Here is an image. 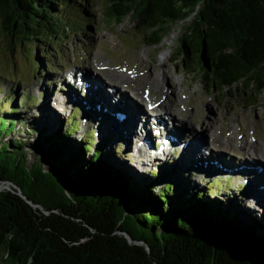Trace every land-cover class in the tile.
Listing matches in <instances>:
<instances>
[{
  "label": "trees",
  "instance_id": "trees-1",
  "mask_svg": "<svg viewBox=\"0 0 264 264\" xmlns=\"http://www.w3.org/2000/svg\"><path fill=\"white\" fill-rule=\"evenodd\" d=\"M103 1L105 17L114 23L136 21L149 47L162 44L174 26L184 24L176 61L190 74L206 75L209 88L231 98L241 93V102L249 101L248 108L264 95V0ZM96 3V0H0V29L9 38L12 50L15 39L31 46L46 40H64L73 31L85 33L97 23ZM34 76L40 77L41 73L36 71ZM13 96L11 104L16 99ZM83 98L89 101L88 97ZM11 104H0V180L15 181L24 189L28 186L47 206L63 204L78 208L88 213L93 218L92 224L97 226L113 227L115 220H126L133 230L148 237L150 245L179 249L182 257L194 262L204 264L207 259H216V264H264V237L260 235L264 228L257 217L243 216L240 211L243 203L232 195L212 197L216 191L197 182L192 184L191 178L178 172L179 165L176 168L172 162L161 167L160 173L149 176L136 177L117 168L111 158L121 150L116 148L110 155L107 143L95 139L96 135L108 136L111 129L104 134L93 124L78 135L77 112L81 110L85 117L87 106L75 105L77 109L73 107L67 113L66 108L59 113L47 109L46 103L42 106L46 113L30 118L29 114L19 113L16 104L12 107ZM199 166L200 163L181 168L191 169L197 175ZM199 179L208 181L209 177ZM48 184L60 192L61 203L55 202ZM21 209L27 212L23 203L17 206L0 198V216L10 219L7 225L0 222V248L5 245L6 233L13 230L25 232L34 243L29 246L19 237L13 240L10 249L16 260L26 263L34 255V264H97L89 262V256L81 261L55 258L54 242L34 235L26 217L17 212ZM213 233L221 234L218 250L211 241ZM37 243L42 249L34 254Z\"/></svg>",
  "mask_w": 264,
  "mask_h": 264
},
{
  "label": "rangeland",
  "instance_id": "rangeland-1",
  "mask_svg": "<svg viewBox=\"0 0 264 264\" xmlns=\"http://www.w3.org/2000/svg\"><path fill=\"white\" fill-rule=\"evenodd\" d=\"M96 1L97 3L94 10L97 13V23L89 26L90 28L85 33L73 31L70 36L64 40L57 38L56 40L49 42L46 40L45 43H33V46H31L29 45V42H26L25 45H23L20 39H15V46L12 50L9 38L5 36L0 29V104L3 102H9V104H11L10 99L13 96V93H15L16 95L13 97L16 99L12 103L13 105L11 104V107L16 104L15 107L19 108V113L29 114L30 118L35 114H39L40 116V114L42 115L43 113H46L42 108L46 103L47 109L52 108L53 110L59 111V113H63L66 111L65 108L68 107L67 113H69L73 106L74 109H77L75 105H82L83 107L88 105V103L85 104L84 102L82 104V101H67L64 99V96H62L71 94L72 91L75 90L67 84L70 82L68 79L70 78V73L75 75L78 69L81 70L88 66H93V70L96 68L99 73L105 71L108 77L112 74H116L134 78L136 71L145 74L148 71L146 70V67L152 66L155 69V74L160 76L163 85V87H161L162 89L159 88V91L157 90L155 93L153 92V97L157 102H153L152 106L155 107L164 103V105L169 106L171 104L172 95L168 91L163 76L164 70H167L169 71V76L180 85L177 98L184 103L180 107V111L183 112L181 114L182 116L175 122L176 125L174 126V131L168 129V134L165 135V139H159L161 141L165 140V143H172L171 136L178 140V146L175 149L168 151L171 152L169 155L164 157L161 153L163 158L155 159L156 155L159 154V150L156 149L157 145L160 143L158 142V139H154L156 134L153 133V131L159 128L151 126L150 134L153 135L152 147L156 148L154 149L155 151L153 150L152 152L154 154V159H139L140 155L133 152L135 145L132 139L128 142L126 138L119 135L118 131V133H115V129H117L118 125L114 123V118H117L116 115H118V117L119 115H123V112L120 113L111 110V112L109 111L110 114H108L106 108H104L106 107L105 105L102 106L103 110H99V104L102 102L97 101L96 98L94 102L92 101V104L87 106L88 113H86L85 117L82 116L81 110H79V114L77 112L79 117L78 135H83V133L88 130L87 127L93 124H95L97 128L100 125L99 127L102 131L104 130L106 134L109 132L108 129H111L110 125L112 122V124L114 123L113 127L115 129H113V131L110 130L108 136H103L102 134V136L99 137L96 135L97 137L95 136V139L101 144L107 143L105 146H107L106 150L109 151L110 155L113 150H116V148L121 150V153L118 156H113L114 159L111 158L117 168L121 170L123 169L124 171L126 170L136 177L143 174L149 176L155 172L160 173L161 167L172 162L176 168V165H179L177 168L178 172L186 174L191 178L190 182L192 184L197 182L206 187L207 190L216 191V194L212 197L221 198L223 195L229 194L230 196L232 195L234 199L242 202L243 206L241 203L242 209L240 211L243 213V216L246 214L245 216L252 215L257 217L264 228V195L254 200L249 196L250 190L253 187V184H250V182L264 183V178H257L255 173H242L243 166L240 160L244 162H256V164L259 163L261 166H264V162L252 160L246 161L237 156H248L250 153L264 155V95L258 99V103L255 106L248 108L247 105H249V101L246 100L243 104L241 102V98H243L241 93L240 96L238 93L237 97L231 98L226 94H221L220 92L209 88L206 75H199L197 73L190 74L183 64L176 61L177 55L180 51V40L184 34V24L174 26L172 32L164 39L162 44L156 47H149L146 44L143 31L136 21L127 19L122 23H114L111 19L105 17V1ZM32 51H34V54ZM139 59H144L147 64H143L144 62L142 61V65L140 64V66L138 64ZM35 60L36 62L38 60L39 63H33ZM36 71L41 73L40 77L35 78L34 75ZM206 72L208 73V70H206ZM147 80L148 78L145 74V77L141 79L132 80L130 86L131 88L133 87L132 89L134 90H138L139 88L140 92L148 97L147 92H145V89L143 90L141 86V84ZM72 84L71 86H79L81 90L82 86L86 85V88H90L91 86L79 76H77ZM110 89H113V92H118V94L122 93L126 95V92H121L120 87L115 83L111 85ZM132 96L131 98L129 97V99L137 103L136 96ZM112 97L114 96L112 95ZM244 97H246V95ZM112 100L114 99L112 98ZM30 101L36 103L30 105ZM208 107H210L218 117L214 122L216 123L215 126H218V132L216 133L225 137V140L223 141L224 144L222 145L228 143V139L226 138H229L233 143L232 147L227 146V150L229 151L226 153L228 154L227 160L219 162L218 156L214 155L220 154L219 151L212 149L217 144L216 142H212L213 144H207L209 147L203 158H181L182 154L180 153V147L185 145L187 147V143L183 145V143L187 141V138H185L186 136L184 137V134L180 133L179 130H176L180 129V126L178 125L183 123L180 120L185 119L184 121L186 122L184 123L191 126V133L193 132V135L207 139L210 134H204L202 131V120ZM41 108L42 110L40 111L39 109ZM159 109L161 111L163 110V108ZM53 113L56 112L53 111ZM163 116L171 117L169 114H164V112ZM102 118L108 119L106 125ZM211 118L214 119L215 117L211 116ZM46 122L48 123V121ZM190 123L192 124L190 125ZM50 126L53 127V125ZM90 130L93 131V134H97V132L94 131V128H90ZM139 134H141V132L138 133V135ZM97 138L102 140L103 143ZM137 140L139 139L136 138L135 142L138 145ZM240 144H243L244 146H241ZM162 146H164L163 141ZM222 149L225 148L222 147ZM196 161H202L198 167L197 175L191 173V169L181 168L184 164H198L199 162ZM253 165L254 164L250 165L249 169L253 170L255 168ZM204 176L209 177L210 180L208 179V181H204L199 179ZM211 179H215L216 181H212ZM27 187H25L26 192L34 195V191L32 189L28 190ZM46 187L49 188V190H52L50 191L52 192V197H60L58 194L60 192L54 185L48 184ZM238 195L243 197H239ZM260 235L264 237V229L261 230ZM259 244L262 245L261 241H259Z\"/></svg>",
  "mask_w": 264,
  "mask_h": 264
},
{
  "label": "bare ground",
  "instance_id": "bare-ground-1",
  "mask_svg": "<svg viewBox=\"0 0 264 264\" xmlns=\"http://www.w3.org/2000/svg\"><path fill=\"white\" fill-rule=\"evenodd\" d=\"M142 61L144 62L143 64H145V63L147 64V62L144 59H142V60L139 59L138 64L140 65L142 63ZM77 69H78V67H77ZM93 69H94L93 66H88V67L81 69V70L78 69V71H77L78 73L76 71H71V72H76V74L75 75H72V73L69 74L70 78H68V79L70 82L67 84H68V86H70L72 89H75V90H73L71 94L62 95V96H64V99L67 101H70V102L82 101L81 102L82 104L84 102L85 104L88 103V105H89V102H92V101L94 102V100L96 98L97 101L102 102L99 104V106H100L99 110H103L102 106L105 105L106 107H104V108H106V111L108 112V114H110L111 110H114V112L115 111L116 112L118 111L120 113L123 112L122 114L126 116V119H120L118 117V115H116L117 118H114L115 122L113 120L112 121L115 124H117L118 126H117V129H115L113 127L111 131H113V129H115L116 130L115 133L119 132V135L126 138V140H128V142H130L131 141L130 139H132L135 147L138 148L137 150L140 154L139 159H143V158L154 159V154L152 152L156 148L152 147L153 135L150 134V127L152 126V127L159 128V129L153 131V133L156 134L154 139L155 140L158 139V142H160L159 141L160 138L165 139V135L168 134V129L170 131H172V130L174 131V126L176 125L175 122L180 119L179 117H181L182 116L181 114L183 113L180 111V107L184 103L179 98H177V96H178L177 94H178L180 85L177 82H175L173 80V78H171L169 76V71L164 70V73H163V76L165 79L164 82L168 87V91L172 95L171 104L169 106L164 105V104H159L158 106L153 107L152 106L153 102H155V103L157 102L156 99L153 97L154 96L153 92L155 93L157 90L159 91V88L163 87V85L161 83L160 76L155 74V71H154L155 69L152 66L146 67V70H148V71L145 74H146V77L148 78V80L146 82H143V84H141L142 89L143 90L145 89L144 91L147 92L148 97L143 95L140 92V89L138 87H137L138 90L137 89L134 90V89H132L133 87L131 88V86H130V84L132 83L131 82L132 80L141 79V78L145 77V74H143V73L141 74L138 71H136L134 78L133 77L131 78L130 76H123V75H116V74L115 75L112 74V75H110V77H108L106 75L105 71H103V73H101V72L99 73L96 70V68H95V70H93ZM77 76L83 78L86 82H88L91 85L90 88H88V87L86 88V85L82 86V90L80 89L79 86H78L79 88L74 87L75 85L72 83H74V80H76ZM114 83L117 84L118 87H120L121 92H126V95L122 94V93L118 94V92H116V91L113 92L112 91L113 89H110V87ZM64 84H66V83H64ZM71 84L74 86H71ZM84 93H87V94H84ZM112 95L114 97H112ZM132 95L136 96V98H137L136 102L137 103H135V101L133 102L129 99V97L131 98ZM84 96L88 97L89 101L84 100V98H83ZM92 97H94V98H92ZM112 98L114 100H112ZM90 104H92V103H90ZM88 105H86V106H88ZM66 108L68 109V107H66ZM159 108H163V110L161 111ZM163 112H164V114H169L171 117L163 116ZM84 113H86V112H84ZM211 116H214L215 118L212 119ZM215 119L216 120L218 119L217 115L214 113V111L210 107H208V109L206 110V114H204V117L202 120V125H203L202 131L204 132V134L205 133L210 134L209 137L207 136L208 137L207 139H205V138L203 139L200 136L193 135L192 134L193 132L191 133V126L184 123V122H186V121H184L185 119L180 120L183 123L179 124L178 126H180V129H176V130H179L180 133H183L184 137L186 136L185 138H187V141H188V142L186 141L183 143V145L187 143V147H186V145L180 147V153L182 154L181 158H183V159H185L186 157L188 159L189 158L190 159L203 158V157H205L204 155L206 153L207 148L209 147V146H207V144H209V143L211 144L212 142H214V143L216 142L217 144L212 149L215 151H219L220 154H214V155L218 156L219 162H223L224 160H227L228 154H226V153L229 152L227 150V146L232 147L233 143L229 138H226V139H228V141H227L228 143L226 145H222V144H224L223 141L225 140V137L220 136V134L218 135L216 133V132H218L217 131L218 126H215V124H216L214 122ZM140 123H141V125H140ZM122 124H123V127H122ZM191 124L192 123H190V125ZM106 129H108V128H106ZM100 130L102 133L105 134L104 130L102 131L101 128H100ZM156 131H158V133H156ZM140 132H141V134L138 135V133H140ZM159 134L161 136H158ZM136 138L139 139V140H137L138 145L135 142ZM171 140H172V138H171ZM162 141L164 142V146H161V149H156V150H159V154H157L155 157L156 160L159 158H163V155H164V157H166L167 155H169L171 153L168 151L173 150L178 146V144H177L178 140L176 138H174V140H172L173 144L169 143V142L165 143V140H162ZM240 145L244 146L243 144H240ZM222 147L225 149H222ZM242 149H243V147H242ZM192 157H194V158H192ZM240 158H243V160H246V161L252 160V161L264 162V155L263 154H251L250 153V155L240 156ZM154 162H157V161H154ZM196 162L200 163L202 161H196ZM181 163H183V162H181ZM241 164L243 166L242 173H247V174L255 173L256 174L255 176L257 178H264V166H261L259 163L256 164V162H242ZM252 164H254L253 166H255V168L253 170L249 169V166ZM184 165H186V164H184ZM229 172L232 173L231 171H229ZM246 182H247V180H246ZM250 184H253V187L250 190L249 196H251V198H253V200L258 199L259 197L264 195V183L263 182L262 183L250 182ZM259 205H260V203H259Z\"/></svg>",
  "mask_w": 264,
  "mask_h": 264
},
{
  "label": "water",
  "instance_id": "water-1",
  "mask_svg": "<svg viewBox=\"0 0 264 264\" xmlns=\"http://www.w3.org/2000/svg\"><path fill=\"white\" fill-rule=\"evenodd\" d=\"M65 195L76 206L67 190ZM0 198L15 202L17 206L23 203L27 207V212L23 209L17 212L21 217H26L34 235L46 238L49 240L48 243L54 242L52 248L59 253L55 251V255H52L57 259L71 258L81 261L85 256H89V262L97 264H203L182 257L179 249L173 247L166 249L162 244L150 245L146 240L148 237L133 230L131 223L126 220H115L113 222L115 226L104 228L92 224L93 218L86 212H80L78 208H67L63 204L47 206L42 199L27 193L12 180H0ZM54 200L61 203L58 197H54ZM7 221L10 219L0 216L2 224L7 225ZM103 221L107 222L105 219ZM17 226L19 227L18 224ZM17 237L29 246L34 245L25 232L13 230L6 233L5 245L0 248V264H34V255H30L26 263L12 256L10 244ZM221 240V234L211 235L216 250L220 248ZM48 246L46 243L47 248ZM41 247L37 243L35 248H31L34 249V254H37ZM204 264H216V259L211 261L207 259Z\"/></svg>",
  "mask_w": 264,
  "mask_h": 264
}]
</instances>
